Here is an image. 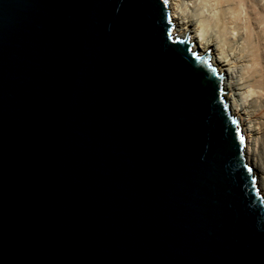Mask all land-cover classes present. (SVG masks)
Returning a JSON list of instances; mask_svg holds the SVG:
<instances>
[{"label":"water","instance_id":"1","mask_svg":"<svg viewBox=\"0 0 264 264\" xmlns=\"http://www.w3.org/2000/svg\"><path fill=\"white\" fill-rule=\"evenodd\" d=\"M168 4L0 0V264H264L224 76Z\"/></svg>","mask_w":264,"mask_h":264},{"label":"bare ground","instance_id":"2","mask_svg":"<svg viewBox=\"0 0 264 264\" xmlns=\"http://www.w3.org/2000/svg\"><path fill=\"white\" fill-rule=\"evenodd\" d=\"M168 2L173 34L184 39L188 32L199 55L209 49L224 76L228 110L242 127L246 161L264 199V0Z\"/></svg>","mask_w":264,"mask_h":264},{"label":"rangeland","instance_id":"3","mask_svg":"<svg viewBox=\"0 0 264 264\" xmlns=\"http://www.w3.org/2000/svg\"><path fill=\"white\" fill-rule=\"evenodd\" d=\"M207 13H208V12H207ZM207 13H205V14H207ZM208 14H209V13H208ZM208 14H207V15H208ZM210 15H212V13H211Z\"/></svg>","mask_w":264,"mask_h":264}]
</instances>
